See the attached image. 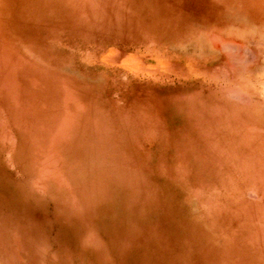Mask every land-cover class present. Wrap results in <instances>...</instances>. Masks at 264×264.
Returning a JSON list of instances; mask_svg holds the SVG:
<instances>
[{
  "label": "rangeland",
  "instance_id": "rangeland-1",
  "mask_svg": "<svg viewBox=\"0 0 264 264\" xmlns=\"http://www.w3.org/2000/svg\"><path fill=\"white\" fill-rule=\"evenodd\" d=\"M0 264H264V0H0Z\"/></svg>",
  "mask_w": 264,
  "mask_h": 264
},
{
  "label": "crops",
  "instance_id": "crops-1",
  "mask_svg": "<svg viewBox=\"0 0 264 264\" xmlns=\"http://www.w3.org/2000/svg\"><path fill=\"white\" fill-rule=\"evenodd\" d=\"M243 43H246V42H242V44ZM251 43H252V41L250 42V46H251ZM260 44H256V47H258ZM252 48H255V46H251L249 49L251 50V51H253L254 52V50L252 49ZM256 49V48H255ZM254 54H255V52H254ZM259 60H260V58H259V56L258 55H256V57H255V59H254V62L257 64L258 62H259Z\"/></svg>",
  "mask_w": 264,
  "mask_h": 264
}]
</instances>
